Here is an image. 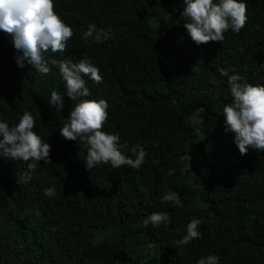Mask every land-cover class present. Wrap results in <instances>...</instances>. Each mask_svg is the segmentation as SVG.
<instances>
[{
  "label": "trees",
  "instance_id": "trees-1",
  "mask_svg": "<svg viewBox=\"0 0 264 264\" xmlns=\"http://www.w3.org/2000/svg\"><path fill=\"white\" fill-rule=\"evenodd\" d=\"M243 2V29L198 45L184 27L185 0H54L74 34L65 51L47 55L73 63L86 55L103 77L96 84L82 74L90 95L76 100L58 66L46 75L27 61L18 67L23 53L0 30V122L13 127L30 112L53 162L19 183L31 161L0 155V264H197L210 255L264 264V150L241 155L223 115L233 102L229 76L264 85V0ZM91 24L110 28V38L85 41ZM52 91L63 111L49 105ZM100 99L108 103L102 131L119 134L132 159L134 146L145 149L139 169L89 170L87 147L61 136L76 104ZM172 192L182 206L162 203ZM155 212L168 222L145 226ZM194 218L202 238L179 245Z\"/></svg>",
  "mask_w": 264,
  "mask_h": 264
},
{
  "label": "clouds",
  "instance_id": "clouds-1",
  "mask_svg": "<svg viewBox=\"0 0 264 264\" xmlns=\"http://www.w3.org/2000/svg\"><path fill=\"white\" fill-rule=\"evenodd\" d=\"M186 7L183 17L187 18L184 27L188 35L198 45L212 41L222 42L224 33L231 28L239 32L247 21V6L243 0H185ZM0 30L13 36L15 48L23 54L16 58L18 67L24 68L25 61L42 73L51 71L50 64L59 67L60 75L66 85V94L76 100L77 97L90 95L83 78L88 76L96 84L102 83L103 77L98 67L93 65L85 55L78 63L69 60L51 59L47 54L63 52L66 44L73 36V29L54 10V0H0ZM111 29L107 31L97 29L91 24L84 33L83 39L90 38L95 42L103 43L110 38ZM223 76L228 71L218 69ZM242 77L238 74L229 76L233 102L225 105V131L235 133L234 143L241 155H246L249 148L264 150V85H253L248 82L241 83ZM49 105L58 112L63 111L65 105L63 96L52 91ZM108 103L106 100H82L71 110L70 123L60 129L62 137L69 141H77L87 147V156L84 160L86 167L91 170L100 164H111L119 169L123 165L139 169L145 162L146 151L137 144L131 149L135 159L127 156V145L120 143L119 134H110L102 131L108 120ZM36 120L34 116L25 111L19 123L10 127L7 122H0V155L18 161L29 162L24 176L18 181L25 183L31 179V172L37 164L44 161L53 165L50 158L51 145L43 141L34 131ZM55 188L45 189L47 197L55 195ZM163 202L181 205L180 197L172 192L162 197ZM169 220L167 213L155 212L149 215L145 226L151 224L159 226ZM199 219H192L187 225L186 235L178 241L179 245H187L193 239L202 238L198 226ZM197 264H219L217 255L201 258Z\"/></svg>",
  "mask_w": 264,
  "mask_h": 264
}]
</instances>
